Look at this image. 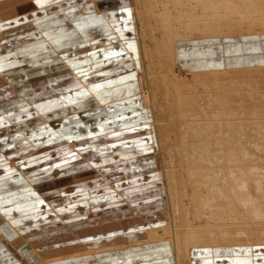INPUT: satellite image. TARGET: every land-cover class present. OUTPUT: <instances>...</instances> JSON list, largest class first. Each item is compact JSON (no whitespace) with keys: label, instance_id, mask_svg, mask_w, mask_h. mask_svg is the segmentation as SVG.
I'll return each mask as SVG.
<instances>
[{"label":"rangeland","instance_id":"374dc122","mask_svg":"<svg viewBox=\"0 0 264 264\" xmlns=\"http://www.w3.org/2000/svg\"><path fill=\"white\" fill-rule=\"evenodd\" d=\"M5 2H6L5 0H0V4H3ZM123 2L126 3L128 6L133 7L131 8L132 21L133 22L136 21L137 23V27L135 25V27L133 28L136 34L138 30L139 37L133 39L134 40L133 43L129 44L131 45L130 47L129 45H126L127 49L129 47L128 50H130V54L133 55L131 56L134 57V60L129 61L131 63L128 62L129 59L125 60L124 63H122V65H124L126 62L127 63L122 69H118L119 67L117 65L116 66L118 68L114 66L115 68H117L116 69L117 71L114 69L115 71L113 70L110 74L115 75L116 72H118L116 77L119 76L123 77L124 73L127 72V70L129 69H134L136 71L137 69L140 70V68L144 69V67L145 69L149 68L147 71H151L154 67H151L149 65L154 66L156 64L155 63L156 61L157 63L160 64V66L164 65L167 73H169V75L171 74V76H168L169 79L167 80L169 84L168 86L169 90H167L165 87L163 88L160 87L159 89H155L157 96L155 97L154 99L155 102L153 103L155 104L156 108L150 105L152 104L151 100L149 102V105L153 109V112H151L152 114L149 113L151 115L149 116L151 123L150 130L152 132V135H154V150H156L155 152L156 154H153V156L158 162L157 163L159 165L158 170L160 172L161 178L163 179L162 187L165 192V197H164L165 200L163 199L162 201L163 203L162 211L164 215L162 217V221L164 226L163 229L159 230L160 232L159 235L162 237L161 239H158L159 243L161 244L167 243L168 245L170 241L174 240L175 236H174V231L172 230L174 227H177V225L178 228L179 226L182 225L183 229L189 232L191 231V229L192 230L195 229L197 232H199V234L203 238L205 239L207 238L206 241H202L200 243L203 245L212 244V243L217 244L221 242L231 243L239 240L245 242L246 240H248L249 234H245V235L238 234L237 231L238 232L243 230L245 231L246 228H253L256 229L257 231H262L264 229V217L263 220L257 218H255L256 219L255 220L252 219V217H249L250 214L249 215L243 214L244 210L240 205L236 203L235 201L236 198L232 193V197H234L235 199L232 198L234 203L233 202L231 203L232 210L230 216L226 215L225 218H221V217L216 218L214 216L215 210L213 205L210 206L206 204L207 198L208 196H210L211 193L215 192V194L218 195L217 193H219V190L223 191V189L220 187L223 184H226L225 186L231 185V187H233L232 184L235 181H246V183L249 181V185L246 186V188H243V186H241L238 189L241 191L245 190L247 193H249L250 198H254V199L256 198L257 204L261 205L260 207L262 211H264V201L261 200V198H259V195H261V193L259 190L256 189L254 182L257 179V176H259L258 175L259 172H262L261 169L259 168L253 169L251 168V164H249L250 167L248 165L244 166L241 164L240 161H234L233 163L228 162L229 160L227 157H222V158L218 157L216 159L214 158L213 160L205 161L201 159V156L204 157L209 152V149L206 148V146H203V142L205 138L207 139V141L205 140L207 143L214 144L215 140L213 139V136L223 135L227 137L226 139H224V141L220 140L223 143V144L220 143L221 148H223V150L225 151L228 150L231 151V152L228 151V153L230 154L235 151L234 154H236L238 158L241 159V157L243 156V154H241L239 150V146L240 148H242V145L239 144V142L241 143V140H243L241 138L242 136L241 134L246 136L247 134L246 132L250 130L249 125L258 127L257 125L258 123L256 122H260V120H263V118L259 116L258 111H252L248 114H244V112L239 113L238 107L236 109L235 106L231 107V105H228V103L230 104L232 102L233 95L230 96L228 92L229 90H226L225 87L227 86H225L226 85L225 81L227 80L228 82L229 79L230 81H234L236 78L241 79L242 81L243 80L250 81L256 79L255 78L256 76H259L260 74H264V72L263 71L257 72L256 71L257 69H253L252 72V70L248 68H252V67L256 68L264 64L263 63L262 64L260 63L258 65L245 64L242 67L245 69L244 72L242 71L243 70L242 69L241 70L242 73L239 71L237 75L236 73H233L234 71H230V72L227 71L230 69H241V67H236L235 65H227L225 67L216 68V69H201L200 71H193L188 67L187 69H183V64H182L183 60L181 59L182 57L180 53L178 55V52H179V47L181 45H184L186 41H197L198 44L200 45V44H205L209 41H212V43L215 41L222 43V41L225 40V38H229V37L241 38L243 35H256L257 37L258 36L262 37V35L264 36L263 33L264 27L259 28L261 32L259 29L252 30L251 28H253L254 23L251 21L248 22L244 20V18L239 17L242 15L241 13H233V15L231 14L232 17L230 16L228 19H223V21H221V23L219 24L215 23V21H212V19H210L209 17L210 14H206V16L204 15L203 5L200 4L196 5L197 0H123ZM29 8L30 5H26L24 1L23 4H21L17 0H15V2L12 3V6L9 8L10 10L9 12L7 10L8 9L7 5L0 6V50L1 51H6L7 49H9V47L25 41L28 35H31L30 32L36 33V30L34 29H32V31H30L29 29L28 30L25 29V25L22 24L24 18L22 16H17L18 14H21L22 11H26L24 9H29ZM3 12H5V14ZM234 15L238 17H235ZM13 19L16 20L11 23ZM169 22L170 24L168 25ZM193 24H195V27L193 26ZM30 25L35 27L34 24H30ZM250 25H252V27ZM205 26L208 27L209 30H212V28L214 27L222 28L223 26L222 29L223 32L226 33V35H224L226 37L221 39V38H217V36L215 37L211 36L212 34H208V36H200L202 31L205 32V29L204 30L201 29L202 27L205 28ZM228 32L232 34H228ZM242 32L244 33L242 34ZM235 33L238 34L241 33V34L238 35ZM197 34H199L198 36L200 38L195 36ZM172 42H174V47L176 48L177 56H175L176 58L175 60H173L172 58V60L170 61V59L168 58L164 59L163 55L161 54L164 51L163 49L161 50V48L165 44L170 45V43ZM90 49H93V47L90 46ZM82 50H84V48L77 50L76 53ZM93 55H99V54L93 52ZM149 60H151L153 64L152 62L150 63ZM177 62L180 63V66L182 67L181 71L179 70V66ZM9 63H10L9 60L4 61L3 65L0 66V73L11 74L12 67L10 66ZM29 68L31 69L33 67L30 65L16 67V69L19 72H21L20 76H18L15 81H8V82L6 81L4 83H1L0 85V211L2 213L7 212L13 215L26 212L24 215L27 218L20 217L18 220L15 221V223H13V225H15L16 229H19V227L20 228L24 227L22 224L27 225V227H30V229L28 228L26 229L25 227L23 231L26 232L28 230L31 232V234L36 233L37 230H39V226L48 228L54 225L63 224L64 231L62 232V234L58 235L57 237L55 234H48V237L46 239L31 238L33 242L34 241L36 242V244L35 243L32 244H35V246L39 245V247L42 249H48V247L55 248L54 243L58 244V249H55L54 251L50 252L51 254L44 255L45 258L46 257L49 258V257L58 256L63 251V249H65L59 247L71 246L74 244L75 241V239L71 238L72 236L69 230L70 215L68 209V202H69L68 200L72 199V196L69 194L70 193L69 191H72L73 194L78 193V191L71 190V188H74L77 184H75L72 187L69 186H71V184H73L75 181L76 182L80 181L81 178H75V180L68 179L67 174L73 170L74 173L77 175V172L80 171L82 167L81 162L87 161L88 162L87 166H91V168H93L92 172L96 171L95 173L91 174L94 177L91 176V178L89 179L92 180L95 179L96 177H97L96 179H98L99 177L98 169L101 166L98 165V162L96 160H91L92 158L90 159L87 157L80 156L78 154L79 152L77 151V147L79 143L77 142L76 144L75 142L76 139L71 141L69 140L70 142H66L67 139L65 140L63 136L65 132L64 130L65 124L67 126L69 133L71 134L77 133V130L80 129V126H77V123H73V121H67V122L64 121L65 124L62 123V117H61V115L63 114L62 107H64L67 99L63 95H58V96L45 95L43 93L44 92V85H42L43 83L38 82L36 84L34 81L37 79H42L44 74L40 73L33 75V73L31 72L22 73L23 71H28ZM246 71L249 72V74L245 73ZM254 71H256V73ZM173 72L175 73L174 77L172 75ZM201 74L204 75L206 74L207 76H202ZM208 76L211 78L209 79ZM35 77H39V78H35ZM89 79L91 78L88 77L86 79L87 80L86 84L91 85L92 87L93 82L90 80L89 83ZM111 79H114L112 75H110L109 80ZM178 79L179 82L183 84L177 83L176 85ZM211 84L213 86H211ZM36 86L38 90L36 89ZM52 86H54V84ZM170 86L172 87L176 86V89L174 87L172 89ZM213 87H215L214 88L215 90L212 89ZM144 88H142V90H144ZM210 88L212 89V91ZM51 90L55 91L56 89L51 88ZM97 96L100 98L101 101L104 102L103 104L104 107L108 106V103H110V101L108 102L104 101V99H110L108 94L105 95L101 94ZM178 97L179 99L181 98L180 101ZM205 97L207 98L205 99ZM214 97H216L215 100H217V102L215 100L213 101ZM183 99L184 101H182ZM228 100H231V102ZM138 101L140 102V100ZM181 102H183L184 105ZM178 103L179 104L181 103L182 105L181 104L180 105L182 107H180ZM171 104L173 105L171 106ZM227 105L228 107H230L228 108L230 112L227 114H223L224 116L220 115L221 113H224V110L225 113L226 111L228 112V110H226L227 107H225L224 109V106ZM141 107H143V109L145 108L150 109L149 107L146 106L145 107L141 106ZM69 108L73 109L76 108V106ZM176 109L178 110L184 109V111L186 112L184 113L182 110L181 111L182 114L181 115L180 113L178 115L176 114L177 117H175V115L172 114L173 112L171 110L175 111ZM185 114L186 116H184ZM228 114H230V116H228ZM225 115L229 117L228 120ZM202 116L205 117L202 118ZM74 117L75 116H73V119ZM224 118L227 121H224L225 120ZM254 119H256V121ZM199 121H201L200 124H198ZM227 122L228 124H226ZM245 122L248 125L245 126L246 124ZM67 123H72V124L67 125ZM178 123L179 125L181 123L180 125L181 127L177 126ZM191 123L192 124L196 123V126L201 125V127L200 126L196 127L193 125L194 126L193 129ZM202 125L203 127L205 126L204 129L202 128ZM227 125H229L230 127H228ZM177 127L179 129H177ZM181 128L184 129L182 130ZM219 128L220 129L227 128V129L226 132L225 130L224 132H222V130L216 132V130ZM228 128H230L229 130L231 132V135H228L230 134V132L229 133L227 132L229 131ZM236 128H238L239 130L237 133L235 132L238 135V137L236 134L232 133L234 132L233 129L237 130ZM203 130H205V134L207 137H205L204 132H202ZM256 132H258V130H256ZM238 133L241 136H239ZM232 135L233 136L235 135L237 138L235 137L232 138ZM52 137H55L56 139L54 140ZM230 138L232 139V142L234 141L233 143L235 145L233 147H235L237 151L234 148L232 149L228 147V143H230L229 141H231ZM248 140H249L247 143L248 146H253V143L258 141L257 137L253 135H251L248 138ZM218 141L219 140H216V142ZM256 151L259 152V150ZM66 153L70 154V157L72 158L66 159ZM146 155L118 156L116 157V159L121 158L122 161H127L128 158L130 157L131 158L133 157L134 160V158L136 157L142 158L145 157ZM113 158L114 157L111 156L103 157V159L106 160V162H108L107 164L112 163L114 161ZM67 161L69 162L68 164H66ZM195 161L205 163L206 165H209L208 163H210L209 166L219 165L220 171L218 172L213 171L210 173L209 176L206 177L205 175L200 174L201 168L198 169L196 168V166H194ZM216 162L218 164H216ZM107 164H103V165H106L107 170H109L108 167L110 166ZM200 167H203V165H201ZM164 168L166 172L164 171ZM167 169L169 171L170 170L176 171L178 175V178H174L172 177V175L169 174L172 181L170 187L171 192L175 193L176 190H179L178 194L179 192L182 194L181 198L179 197L180 202L178 203L177 202L178 200H176L175 202H177V204L173 205L175 207L174 215L178 217L177 221L171 220V215L173 210L170 207L171 203H169L168 205L167 202L169 196V192H168L169 181L167 178L168 177ZM111 173L113 172L106 171V178L110 179L109 174ZM216 173H218L219 175H217ZM111 178H114V175ZM26 186L29 187L28 191L19 188ZM229 190L231 192L234 191V190L232 191V188ZM4 192L6 193V195L3 196ZM180 203L184 207H182ZM41 205H44L46 209L42 208ZM49 206L51 207L47 208ZM48 211H51V213H49ZM53 211L57 213L56 216H53L52 214ZM165 216L167 217L168 220L166 219ZM179 216L181 218L184 216V218H182L181 220ZM15 219H17V217ZM243 219L247 220L248 222L254 221L257 223H255V225L249 224V226L252 227L246 226V227L238 228L237 226L239 224L246 223V221ZM186 221H188V223ZM110 223H112V225L110 226L111 228L115 227L116 224H118L116 222H113V219ZM228 223H232L231 225H229L230 227L226 226V224L228 225ZM183 224L184 226L187 224L185 228ZM149 227H154V226H149ZM168 231L170 235L172 234L171 236L169 235ZM144 236L147 237L146 234ZM139 239H145V238H139ZM125 242L127 244L130 243L129 241H117L113 243L112 242L108 243L106 245H110V244L112 245L116 243L120 244ZM97 245L98 244H96L95 246ZM106 245H100V246H106ZM140 247L141 246H138L136 248L139 249ZM88 248L90 249V247H85L77 250H84ZM77 250H71L69 252L61 253L60 256H62L63 254L66 255L68 253H71L72 251H77ZM57 251L59 253L58 255L56 254L52 255L53 252H57Z\"/></svg>","mask_w":264,"mask_h":264},{"label":"crops","instance_id":"0c3cea01","mask_svg":"<svg viewBox=\"0 0 264 264\" xmlns=\"http://www.w3.org/2000/svg\"><path fill=\"white\" fill-rule=\"evenodd\" d=\"M5 1L0 6L7 5L9 12L15 0ZM17 1L30 5L29 9H24L26 11L17 16L24 18L22 24L25 29H34L36 33L30 32L31 35H28L25 41L9 47L6 51L0 50V66L9 60L12 67L11 74L0 73V85L6 81H15L20 76L21 72L16 67L30 65L33 68L22 73L44 74L42 79L34 80L36 84L43 83V93L63 95L67 99L62 107V123L73 121L80 126L77 133L71 134L65 124L63 136L67 139L66 142L76 139V144L79 143L78 154L96 160L101 166L98 169V179H89L96 171L92 172L93 168L87 166V161L81 162L82 167L77 175L73 170L67 174L68 179L81 180L69 186L77 184L71 190L78 191L76 194L69 191L72 199L68 200L69 230L71 238L75 241L71 246L61 247L65 248L61 253L91 248L96 244L131 242L144 238L149 226L163 224L162 201L165 197L159 165L153 156L156 150L154 135L150 130L149 112L141 107L137 95L134 94L137 88L131 75L122 79L121 76L115 77L103 82L104 85L101 86L93 84L91 87L84 81L85 77L99 71L101 67L104 68L102 63L112 68L122 65L130 58V50L126 45L134 39L131 7L123 0ZM117 23L120 29L115 26ZM225 40L222 43L209 41L200 45L197 41H186L179 47L183 69L188 67L193 71H200L227 65L243 67L245 64H264L263 35H243L241 38L229 37ZM90 46L93 49L86 50L83 54L76 53V50H85ZM93 52L99 55H93ZM90 55L93 59L89 58ZM118 82L123 83V96L126 97L121 99L122 101L116 98L104 99L105 102L117 101H112L104 107V102L96 94L97 91L108 94V88L110 91H114L113 88L119 90ZM51 88L56 90L52 91ZM128 88L129 92L126 91ZM36 89L38 90L37 86ZM73 106L76 108H69ZM132 155L146 156L136 157L134 160L130 157L127 161L116 159L118 156ZM106 156L114 157V161L107 164L103 159ZM70 158V154L66 153V159ZM68 163L67 161L66 164ZM103 164L109 165V170ZM106 171L113 172L109 174L110 179L106 178ZM113 175L114 178H111ZM19 188L26 191L29 189L27 186ZM5 192L3 196L6 195ZM41 206L46 209L44 205ZM25 213L13 215L0 211V264H23L19 259L22 255L20 250L26 247L27 253L29 244H36L31 238L46 239L48 234H55L57 237L64 231L63 224L48 228L39 226V230L34 234L28 230L24 232L25 227L30 229L24 224V227L16 229L13 223L20 217H25ZM52 214L57 215L55 211ZM112 219L118 223L113 228L110 227ZM54 245L55 248L47 250L38 245L39 256L42 258L51 254L50 252L58 248L57 243ZM155 250L162 251L158 247ZM140 251L136 252L138 259L147 253ZM192 252L193 264H264V245L194 247ZM55 254L58 255V251L52 253ZM149 264L160 263L153 259Z\"/></svg>","mask_w":264,"mask_h":264},{"label":"bare ground","instance_id":"6f19581e","mask_svg":"<svg viewBox=\"0 0 264 264\" xmlns=\"http://www.w3.org/2000/svg\"><path fill=\"white\" fill-rule=\"evenodd\" d=\"M195 4V3H194ZM203 5V12H204V15L206 16V14H210V19H212V21H215V23H221V21H223V19H228L231 14L233 15V13H241L242 15L239 16V17H242L244 18V20L246 21H251L254 23L253 25V28H251L252 30L254 29H259V28H262L264 27V0H197V4L196 5ZM195 5V6H196ZM131 8H133L132 6H130ZM97 8V7H96ZM197 8V7H196ZM123 11V10H122ZM163 12V11H162ZM230 12V13H229ZM124 13H125V10H124ZM122 14V13H121ZM109 15V14H108ZM164 15V14H163ZM240 15V14H239ZM123 16V14H122ZM125 16V15H124ZM235 17H238L236 15H234ZM162 17V16H161ZM165 17V16H164ZM163 17V18H164ZM201 17V15H200ZM232 17V16H231ZM241 19V18H240ZM164 20V19H163ZM201 20V19H199ZM135 21V20H134ZM192 21V20H191ZM116 23V22H115ZM134 23V27L136 25L137 27V23L136 21L133 22ZM166 23V22H165ZM252 23V24H253ZM170 24V22L168 23V25ZM214 24V23H213ZM212 24V25H213ZM119 24L117 23L115 26H118ZM190 25V24H189ZM191 26V25H190ZM193 26L195 27V24H193ZM249 26V25H248ZM252 27V25H250ZM165 27V26H164ZM188 27V26H187ZM231 27V26H229ZM123 28V26H122ZM191 28V27H190ZM189 28V29H190ZM201 28V27H200ZM223 28V26H222ZM222 28H212V30H209L208 27L205 26V28H201V29H205V32L202 31V33L200 34V36H208V34H212L211 36L215 37L217 36V38H224L226 36V33L223 32V29ZM250 28V27H249ZM120 29V28H119ZM125 29V28H124ZM134 29V28H133ZM188 29V28H187ZM196 29V28H195ZM236 29V28H234ZM249 29V30H251ZM174 30V29H173ZM243 30V29H242ZM241 30V31H242ZM256 30V31H257ZM260 30V29H259ZM126 31V30H125ZM193 31V30H192ZM197 31V30H196ZM207 31V32H206ZM244 31V30H243ZM255 31V32H256ZM127 32V31H126ZM164 32V31H162ZM195 32V30H194ZM193 32V33H194ZM201 32V30H200ZM211 32V33H209ZM230 32V31H229ZM228 34H232V33H229ZM254 32V31H253ZM259 32V31H258ZM257 32V33H258ZM261 32V30H260ZM128 33V32H127ZM134 33H135V30H134ZM133 33V38L136 39L137 37H139L138 35V30H137V34ZM197 33V32H196ZM244 32H242L243 34ZM248 33V32H247ZM250 33V32H249ZM252 33V32H251ZM264 33V32H263ZM124 34V33H123ZM195 35L197 36L198 38H200L198 35ZM235 34H238V33H235ZM241 34V33H240ZM238 34V35H240ZM259 34V33H258ZM126 35V34H124ZM234 35V34H233ZM123 36V35H122ZM121 36V37H122ZM191 36H194V35H191ZM210 36V37H211ZM190 37V36H189ZM188 38V37H187ZM177 40V39H176ZM134 40H130L128 45L129 44H132ZM127 42V41H126ZM131 45H129L130 47ZM128 47V49H129ZM173 48V50H172ZM87 49V48H86ZM90 48H88L89 50ZM131 49V48H130ZM163 49V53H161L164 57V59L168 58L170 59V61L172 60H175V56H177L176 54V48L174 47V42L170 43V45L168 44H165L161 50ZM77 51V50H76ZM86 50H82V51H79L77 53H85ZM95 53V52H94ZM180 52H178V55H179ZM132 55V54H131ZM133 56V55H132ZM130 57L128 62L129 61H133L134 60V57ZM87 57V56H86ZM179 57V56H178ZM89 58L93 59L92 56H89ZM149 58V57H148ZM80 59V58H79ZM151 59V58H150ZM150 63L152 62L151 60H149ZM155 62V60H154ZM173 62V61H172ZM72 63H74V61H72ZM131 63V62H129ZM156 64L154 66L152 65H149L151 67H154L151 71H147L148 69H145V65L143 66L144 69L140 68V70H134V69H129L127 70V72L124 73L123 77H127L128 76H133L134 78V83L136 84V88H138L136 90V92L134 93L135 95H137V98L138 100H140V105L141 106H146V107H149L150 109L148 108H145L149 113L153 112V109L152 107L156 108L155 104L153 102L155 97L157 96V93L155 92V89H159L160 87H165L167 90H169V84L167 82V80L169 79L168 76H171V74L169 75V73H167L164 65L163 66H160L159 63H157V61L155 62ZM175 63V62H174ZM178 63V62H177ZM153 64V62H152ZM260 64V63H259ZM262 64V63H261ZM103 66H105L104 68L101 67V69H99V71H96L94 74L88 76L89 78V83H90V80L93 82L92 83V87H93V84L95 85H104L103 82L105 81H109V78H110V75H112L113 78H115L117 76V73L114 75V74H110L114 69L116 70L118 67V69H122L124 65H120V66H116L117 68H115L114 66L111 68L107 65H105V63H102ZM147 65V66H148ZM176 65V64H175ZM146 66V68H147ZM178 66H179V70L181 71L182 70V67L180 66V63H178ZM252 67V66H251ZM227 68V67H226ZM233 68V67H232ZM243 69V70H242ZM248 69H251L252 72H253V69H257L256 71L259 72V71H263L264 72V65L262 66H259V67H256V68H248ZM114 70V71H115ZM134 70V71H133ZM241 70L244 72V68L241 67V69H230V70H227V71H234L233 73H239V71L241 72ZM117 71V70H116ZM174 71V70H173ZM256 71H254L256 73ZM135 72V74H134ZM217 72V71H216ZM219 72V71H218ZM211 73V72H210ZM220 73V72H219ZM242 73V72H241ZM245 73H248L249 72H245ZM251 73V72H250ZM174 72H173V77H174ZM177 74V73H176ZM179 74V73H178ZM202 76H207L206 74H201ZM200 75V76H201ZM239 75V74H238ZM263 75V77H262ZM2 76V75H1ZM10 76V75H9ZM177 76V75H176ZM211 76V75H210ZM6 77V76H5ZM87 77V78H88ZM123 77H120V79H122ZM209 77V76H208ZM85 77L84 81L87 82V79ZM180 78V77H179ZM211 77H209L210 79ZM239 78V77H238ZM241 78V77H240ZM256 79H253V80H241V79H235L234 81H229L227 82V80L225 81L227 87L226 90H229V94L230 96H232V102L231 100H228L230 101L231 103L229 104L228 102V105H231V107L235 106L236 109L238 107V111L239 113H243L244 114H248L252 111H258V114L259 116H261L263 118V120H260V122H256L258 123V127L257 126H250L249 125V131L246 132V136H244L243 134H239V133H242V132H239V136H241V138L243 140H241V143L239 142L240 145H242V148H240L239 146V150L241 152V154H243V156L240 158H238V156L236 154L233 153H228V151H225L223 150V148H221V144H223L220 140H223L226 139L225 136L223 135H218V136H213V139L215 140L214 144H211V143H207V139L205 138L204 139V142H203V146H206V148L209 149V152L208 154H206L204 157L201 156V159L205 160V161H209V160H213L214 158H222V157H227L228 158V162H234V161H240L242 165H248L251 164V168H259L261 169L262 172H259V176H257V179L254 181L255 182V186H256V189L260 191L261 195H259V198H261V200L264 201V74H260L259 76H256L255 77ZM6 80L8 78H5ZM141 79V81H140ZM207 80V79H206ZM82 81V80H81ZM122 81V80H120ZM150 82V84H149ZM177 83L179 84H183L181 82H179V79H178V82H176V85ZM121 84L123 83H117V86L119 88V90H117V88H113L114 91H110V89H106L107 90V93H108V96L111 98H116L117 99H123L124 97L126 96H123V91L124 89L122 88ZM206 84V83H205ZM94 85V86H95ZM129 85V84H128ZM145 86V88H144ZM211 86H213L211 84ZM172 89L173 87L176 89V86H170ZM95 88V87H94ZM142 88H144V90H142ZM205 88V87H204ZM215 87H213L212 89H214ZM211 89V88H210ZM211 89V91H212ZM139 90V91H138ZM165 90V89H164ZM215 90V89H214ZM126 91H130L129 88L126 90ZM91 92V91H90ZM167 92V91H166ZM210 93V92H209ZM219 93V92H218ZM225 93V91H224ZM223 93V94H224ZM97 95H101L102 92H98L96 93ZM105 93H103L102 95H104ZM214 94V92H213ZM212 94V95H213ZM119 95H121L119 97ZM215 95H216V92H215ZM205 96V95H204ZM97 97V96H96ZM129 98V97H128ZM207 97H205L206 99ZM209 98V97H208ZM216 97H214L213 101L215 100ZM179 99V97H178ZM181 99V98H180ZM179 99V101H180ZM116 100H112V101H116ZM152 102V104L149 105V102ZM202 100V99H201ZM222 100V99H220ZM110 101V102H112ZM122 101V100H121ZM144 101V102H143ZM184 101V99L182 100ZM205 101V100H204ZM217 102V100H215ZM117 102V101H116ZM209 102V101H208ZM183 103V102H181ZM180 103V104H181ZM198 103V102H197ZM224 103V102H223ZM178 103V105L180 107H182ZM188 104V103H187ZM109 105V103H108ZM173 104H171L172 106ZM184 105V103H183ZM210 105V104H208ZM227 106H224V109L225 107H227L226 110H228V107ZM203 106V104H202ZM214 106V105H213ZM207 107V106H206ZM209 107V106H208ZM217 107V106H216ZM219 107V106H218ZM31 109V108H30ZM205 109V108H204ZM258 109V110H257ZM168 110V109H167ZM183 110V112L185 113L186 111H184V109H176L175 111L171 110L176 116V114L178 115L180 113V115L182 114L181 111ZM216 110V109H215ZM205 111V110H204ZM212 111V110H211ZM214 111V110H213ZM230 111L228 110V112L226 111L225 113V110H224V113H221L220 115H223V114H227L229 113ZM207 113V112H206ZM217 113V112H216ZM220 113V112H219ZM152 114V113H151ZM171 114V115H172ZM187 114V113H186ZM186 114L184 116H186ZM214 114V112H213ZM212 114V115H213ZM237 114V113H236ZM179 115V116H180ZM207 115V114H206ZM205 115V116H206ZM219 115V114H217ZM149 116H151L149 114ZM204 116V117H205ZM224 116V115H223ZM222 116V117H223ZM226 116V115H225ZM228 116H230V114H228ZM162 117V116H161ZM202 116V118H204ZM157 118V117H156ZM164 118V117H163ZM218 118V117H216ZM227 120L229 117H227ZM261 118V119H262ZM201 119V118H200ZM220 119V118H219ZM225 119V118H224ZM194 120V119H193ZM226 119L224 121H227ZM235 120V119H234ZM256 121V119H254ZM253 120V121H254ZM259 120V119H258ZM220 121V120H219ZM246 121V120H245ZM254 121V122H255ZM161 122V121H160ZM201 121L198 122V124H200ZM239 122V121H238ZM204 123V121H203ZM225 123V122H224ZM230 123V122H229ZM246 123V122H245ZM228 124V122L226 123ZM232 124V123H231ZM235 124V122H234ZM163 125V124H162ZM181 125V123H180ZM179 125V123L177 124V126L181 127ZM196 126V123L195 124H192L191 123V126L192 128L194 126ZM203 125H206V124H203ZM202 125V128L204 129L205 126L203 127ZM248 125L247 123L245 124V126ZM201 125H197L196 127H198ZM228 127H230L229 125H227ZM187 127H190V126H187ZM186 127V128H187ZM185 128V127H184ZM183 128V129H184ZM201 128V129H202ZM232 128V127H231ZM235 128V127H234ZM177 129H179L177 127ZM182 129V128H181ZM180 129V130H181ZM182 129V130H183ZM194 129V128H193ZM196 129V128H195ZM227 129V128H226ZM226 129H217V131H220L222 130V132H226ZM230 128H228L229 130ZM237 130H234V134H236L239 130L238 128H236ZM179 130V131H180ZM198 130V129H197ZM212 130V128H211ZM242 130V129H241ZM256 130H258V132H256ZM202 132H204L205 134V130H203ZM213 132V131H212ZM228 133L230 132L227 131ZM236 132V133H235ZM253 132V133H252ZM177 133H178V130H177ZM185 133V132H184ZM227 133V134H228ZM167 134V133H166ZM182 134V133H181ZM201 134V133H200ZM203 135V133H202ZM228 135H231V132L230 134ZM237 135V134H236ZM253 135L255 137H257L258 141L257 142H254L253 143V146H248L247 143H248V138ZM184 136V135H183ZM181 137V136H180ZM203 137V136H202ZM205 137L206 134H205ZM212 137V136H211ZM237 137L234 135H232V138ZM157 138V137H156ZM179 138V137H178ZM177 138V139H178ZM188 138V137H187ZM39 139V138H38ZM181 139V138H180ZM212 139V138H211ZM231 139V138H230ZM206 140V141H205ZM216 140H219L218 142H216ZM251 140V139H250ZM256 140V139H255ZM186 141V140H185ZM184 141V142H185ZM191 141V140H190ZM229 141V139H228ZM167 142V141H166ZM180 142V141H179ZM230 143H228V147L229 148H234L233 147L235 144L232 142V139L231 141H229ZM238 142V141H237ZM213 143V142H212ZM41 144V143H40ZM160 144V143H159ZM182 144V143H181ZM238 144V145H239ZM237 145V143H236ZM202 146V147H203ZM159 147V146H158ZM184 147V146H183ZM237 147V146H236ZM160 148V147H159ZM231 149V150H232ZM159 150V149H158ZM182 150V149H181ZM207 150V149H205ZM204 150V151H205ZM227 150V149H226ZM237 151V149H235ZM256 150H259V152H257ZM252 151V152H251ZM231 152V151H229ZM251 152V153H250ZM237 153V152H236ZM204 155V154H203ZM249 157V158H248ZM230 158V159H229ZM222 160V159H221ZM203 161V162H205ZM217 161V160H216ZM219 161V160H218ZM227 161V160H226ZM220 162V161H219ZM248 162V163H247ZM196 163V164H195ZM194 163V166H196V168H201L200 169V174L202 175H205L206 177L210 175L211 172L213 171H220V166H209L210 163H208L209 165H206L205 163H202V162H197L195 161ZM213 163V162H212ZM203 165V167H200L201 165ZM216 164H218L216 162ZM221 165V164H220ZM229 165V164H227ZM234 165V164H233ZM163 166V165H162ZM176 167V166H175ZM234 167V166H233ZM242 167V166H241ZM250 167V166H249ZM261 167V168H260ZM180 168V167H179ZM225 168V167H224ZM227 169V168H226ZM225 169V170H226ZM233 169V168H232ZM248 169V168H247ZM191 170V169H190ZM196 170V169H195ZM164 171L166 172L165 168H164ZM247 171V170H246ZM188 172V171H187ZM234 172V171H233ZM241 172V171H240ZM248 172V171H247ZM246 172V173H247ZM258 173V172H257ZM167 174H168V181H169V185H168V192H169V196H168V199H167V202H168V205L169 203H171V209L173 210L172 211V215H171V220L173 221H177L178 217L175 214V207L173 206L174 204L176 205L177 202L179 203L180 202V198H181V193L179 192L178 194V191L179 190H176L175 193L174 192H171V178L169 176L172 175V177L174 178H178V175H177V172L174 171V170H168L167 169ZM192 174V173H191ZM190 174V175H191ZM199 174V173H198ZM217 175H219L218 173H216ZM215 174V175H216ZM166 175V173H165ZM246 175V174H245ZM188 176V174H187ZM221 176H222V173H221ZM234 176V175H233ZM237 176V175H236ZM217 177V176H215ZM226 177V176H225ZM246 177V176H245ZM233 179V178H232ZM179 181V180H178ZM177 181V182H178ZM188 181V180H187ZM220 181V180H219ZM225 181V180H224ZM248 181V180H247ZM198 183V182H197ZM215 183V181H214ZM253 183V182H252ZM192 184V182H191ZM178 185V184H177ZM226 184H223L222 186H220L223 191H220L219 189V193H217L218 195L214 193H211L210 196H208L207 198V205H210L214 207V210H215V213H214V216L216 218H225L226 215L230 216L231 214V210H232V198H236V203L238 205H240L242 207V209L244 210L243 211V214H246V215H253V216H250L249 217H252V219H262L263 220V217H264V211H262L261 209V205H258L257 202H256V198H250L249 196V193H247L245 190H243V188H246V186L249 185V181L246 183V181H235L233 182V187H231V185L229 186H225ZM163 186V185H162ZM176 186V185H175ZM194 186V185H193ZM208 186V185H207ZM243 186L242 190L244 191H241L239 190L238 188ZM252 186V185H251ZM192 187V186H191ZM183 188V187H182ZM232 188V191L231 192L229 189ZM199 189V188H198ZM195 190V189H194ZM202 190V189H201ZM200 190V191H201ZM212 190V189H210ZM225 190V191H224ZM214 191V190H213ZM167 192V193H168ZM232 193L234 195V197H232ZM248 194V196H247ZM215 195V196H214ZM231 196V197H230ZM180 197V198H179ZM191 197V196H190ZM193 197H194V194H193ZM257 197V196H256ZM234 198V199H235ZM258 198V199H259ZM198 199V198H197ZM201 199V198H199ZM165 200V199H164ZM176 200H178L177 202H175ZM190 201V200H189ZM234 203V202H233ZM253 203V204H252ZM181 204V203H180ZM203 205V204H202ZM182 207H184L182 204H181ZM181 207V208H182ZM202 207V206H201ZM212 207V209H213ZM239 207V206H238ZM188 211V210H187ZM186 212V211H185ZM185 212H182V213H185ZM6 214V213H5ZM171 214V213H170ZM164 216V215H163ZM166 217V216H165ZM177 217V218H176ZM180 217V216H179ZM192 217V216H191ZM181 218V217H180ZM184 218V216L182 217ZM181 218V220H182ZM205 218V217H204ZM240 218V217H238ZM237 218V219H238ZM167 219V217H166ZM186 219V217H185ZM246 219V218H245ZM243 219V220H245ZM248 219V218H247ZM251 219V218H250ZM168 220V219H167ZM170 220V221H171ZM180 220V219H179ZM184 220V219H183ZM256 220V219H255ZM225 221V220H224ZM246 223L244 224H239L237 227L240 228V227H246V226H249L257 223V222H254V221H247L245 220ZM261 221V220H260ZM188 223V221H186ZM193 222V221H191ZM212 222V221H210ZM220 222V221H219ZM185 223V222H184ZM237 223V222H236ZM168 224V223H167ZM215 224V223H214ZM232 223H228V225L226 224V226L230 227L229 225H231ZM187 225V224H186ZM185 225V226H186ZM163 226L164 224L162 225H158L157 226H154V227H149L147 229V232H146V236L147 237H144L145 239H136L134 241H131L130 243H120V244H110V245H106V246H100V245H97V246H92L90 249H84V250H77V251H72L71 253H68L66 255H61V253L58 255V256H54V257H49V258H45L44 256H42V258L39 256V248L38 246H35V244H29V248H28V251L26 253V250L24 248H21V257H19V259L22 261L23 264H141V263H146V264H149L153 261V259L160 263V264H164V263H167V264H193L192 263V260H191V257H192V250L194 247H202V248H212V247H221V246H230V247H235V246H253V245H264V229L262 231H257L256 229H253V228H246L245 231H240L237 233L238 234H249V237H248V240H246L245 242L243 241H235V242H231V243H224V242H221V243H212V244H200L202 241H206L205 238H203L199 232H197L195 229H191V231H185V229H183L182 225L179 226L178 228V225L177 227H174L172 231H174V240L170 241L169 244L167 245V243L165 244H161L159 243L158 239H161L162 237L159 235V230L163 229ZM166 226V225H165ZM184 226V224H183ZM184 226V228H185ZM189 226V225H188ZM167 227V226H166ZM182 227V228H181ZM197 227V226H196ZM249 227H252V226H249ZM220 228V227H219ZM241 230V229H240ZM200 231V230H199ZM208 231V230H206ZM212 231V230H211ZM169 233V231H168ZM167 233V234H168ZM172 233V232H171ZM235 233V234H237ZM234 234V235H235ZM170 235V233H169ZM172 235V234H171ZM170 235V236H171ZM170 238V237H169ZM170 240V239H169ZM168 241V240H167ZM207 243V242H206ZM27 245V243H26ZM138 246H141L139 249L136 248ZM158 247V249L162 250V251H157L155 250L156 248ZM48 248H51L53 249V247H48ZM61 248V247H59ZM152 248V249H150ZM58 249V248H56ZM150 249V250H149ZM258 249V248H257ZM47 250V249H46ZM133 250V251H132ZM138 250H143L147 253L143 254L139 259L138 257H136L138 254L136 253ZM229 250V249H228ZM140 251V252H141ZM16 252V251H15ZM18 252V250H17ZM135 253V254H134ZM127 255H130V256H127ZM171 258V259H170Z\"/></svg>","mask_w":264,"mask_h":264}]
</instances>
